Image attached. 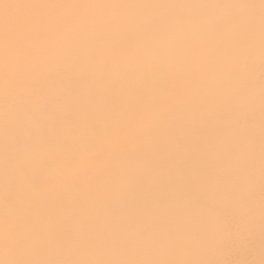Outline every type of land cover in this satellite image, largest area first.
Masks as SVG:
<instances>
[{
  "label": "snow or ice",
  "instance_id": "obj_1",
  "mask_svg": "<svg viewBox=\"0 0 264 264\" xmlns=\"http://www.w3.org/2000/svg\"><path fill=\"white\" fill-rule=\"evenodd\" d=\"M0 264H264V0H0Z\"/></svg>",
  "mask_w": 264,
  "mask_h": 264
},
{
  "label": "bare ground",
  "instance_id": "obj_2",
  "mask_svg": "<svg viewBox=\"0 0 264 264\" xmlns=\"http://www.w3.org/2000/svg\"><path fill=\"white\" fill-rule=\"evenodd\" d=\"M237 247L243 254L248 255V258H252V255L255 254L258 259L259 232H242L237 240Z\"/></svg>",
  "mask_w": 264,
  "mask_h": 264
}]
</instances>
